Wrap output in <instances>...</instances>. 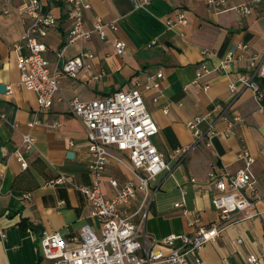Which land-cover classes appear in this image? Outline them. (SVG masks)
<instances>
[{
	"label": "crops",
	"instance_id": "obj_1",
	"mask_svg": "<svg viewBox=\"0 0 264 264\" xmlns=\"http://www.w3.org/2000/svg\"><path fill=\"white\" fill-rule=\"evenodd\" d=\"M243 2L237 0L234 5ZM42 3L44 12L58 21L41 39L47 45L45 56L51 68L86 51L94 53V58L91 68L77 79L64 76L53 107L41 109L36 93L21 84L18 67V56L26 55L27 50L17 51L16 45L22 42L31 22L20 13L24 0H0V84L7 87L6 93H0V264H47L41 258L44 233L60 232L74 247L83 227L96 225L82 193L69 185L52 184L60 175L71 176L77 185L93 181L87 130L69 102L75 98L85 102L102 99L131 89L137 79L147 83L159 72L164 74L159 88L145 92L144 97L159 127L153 142L168 169L151 183L146 232L161 242L171 235H193L201 225L221 222V213L213 204L216 190L210 184V174L245 168L246 161L241 158L244 151L255 158L251 167L259 179L255 194L264 195L260 180L264 173V111L252 90L242 91L234 100L230 92L239 75L249 73V55L264 51V0L248 16L236 11L217 14L208 0H153L143 8H136L131 0H91L92 9L85 12V28H93L100 17L107 23L116 22L118 31L108 29L106 41L97 35L76 41L65 49L61 60L59 54L72 27L70 5L66 0ZM180 12L188 20L185 25L177 22ZM170 21L175 24L169 26ZM119 41L125 45L121 53L116 49ZM239 44L249 45V51L241 53V60L225 73L212 72L196 82L202 65L214 70ZM206 50L211 51L210 57L204 56ZM97 75L101 77L97 79ZM228 107L244 119L235 133L226 135L227 123L219 122L217 130L221 134L208 145L209 121H203L198 129L205 137L192 148L196 137L188 123L196 117L214 120L217 108L221 111ZM26 134L34 138L29 151L23 147ZM19 148L29 164L26 170L15 154ZM182 148L191 150L176 156L175 151ZM112 152L121 158L129 156L116 147ZM131 178L130 172L111 160L100 177L103 193L111 198V181L124 184ZM143 197L139 192L131 203L133 210ZM253 197L255 217L240 218L206 244L199 252L205 264H248L247 258L253 254L264 264V203ZM177 203L181 207H176ZM197 215L201 223L195 225ZM180 246L177 243L174 248ZM164 252L169 253V249Z\"/></svg>",
	"mask_w": 264,
	"mask_h": 264
},
{
	"label": "built area",
	"instance_id": "obj_2",
	"mask_svg": "<svg viewBox=\"0 0 264 264\" xmlns=\"http://www.w3.org/2000/svg\"><path fill=\"white\" fill-rule=\"evenodd\" d=\"M66 1L70 5L69 17L72 27L67 42L59 54V60L63 58L65 49L78 40H88L97 35L102 41H106L108 29L118 31L116 22L107 23L100 17L95 19L93 28L87 30L85 12L92 9L91 0ZM131 1L136 8H143L151 5L153 0ZM235 1L237 0H208V6L217 14L236 11L248 16L262 2L244 0L243 3L234 5ZM20 13L23 17L31 19L22 42L16 45L17 51L23 48L27 50L26 55L18 56L21 84L36 93L41 109L49 110L58 98L60 80L64 76L77 79L83 71L89 70L94 53L82 52L52 69L45 56L47 45L41 39L47 37L50 29L58 24L56 17L44 12L42 0H24ZM177 22L183 25L188 23L183 12L179 13ZM174 24L173 21L168 22L169 26ZM116 49L120 53L124 51V43L117 42ZM247 51L248 44H239L227 52L214 70L202 65L197 70L196 82L212 72H227L236 61L243 58L241 53ZM203 54L210 57L212 53L206 50ZM248 61L249 73L239 75L237 82L230 85V92L234 100L242 91L252 90L261 110L264 111V88L261 85V82H264V51L249 55ZM163 75V72H159L147 83L137 79L131 89L117 91L102 99L85 102L75 98L69 102L72 112L81 119L87 130V147L92 156L89 169L93 181L90 185H77L71 176L60 175L52 184L69 185L82 193L90 205V218L98 221L101 226L98 228L91 224L85 225L80 241L74 247L69 246L60 232L44 233L41 241V258L47 264H205L199 256L203 247L215 241L230 224L240 218L255 217L256 201L253 196L264 203V195L258 197L255 194L259 183L251 169L255 158L248 151H244L241 158L246 161L245 168L235 173L210 174V184L216 190L213 204L221 213V222L211 226L201 225L193 235H171L161 242L146 232L150 186L168 169V165L153 142V138L159 133V127L147 108L144 93L159 88V80ZM100 77L101 75H97L96 78ZM205 89H208V86ZM229 109L230 107L219 111L217 108L214 120H209V117H196L194 121L188 123L196 137L192 148L205 137L198 129L203 121H209L206 134L209 139L208 145H211L214 136L221 134L217 130L219 122L227 123L228 127L224 132L226 135L235 133V128L243 123L244 119L231 113ZM164 112L167 114L168 109ZM22 140L23 147L29 151L34 145V138L26 134ZM71 146H74V143H71ZM113 147L127 151L128 158L115 155L112 152ZM190 150L191 148L177 149L175 155L188 154ZM15 154L22 169H28V161L20 148ZM111 160L122 165L131 173L132 178L124 184L112 180L110 184L114 194L107 198L103 193L100 177ZM260 180L264 185V173ZM193 182L196 180L193 179ZM200 191L203 189L200 188ZM249 191L253 196L247 193ZM139 192L144 193V197L133 210L131 203L138 198ZM26 198L30 199V196L27 195ZM176 207H181V203H177ZM200 223V217L197 215L194 224ZM177 243L181 246L174 248ZM164 249H169V253H165ZM260 261L261 258L254 254L247 258L248 264H260Z\"/></svg>",
	"mask_w": 264,
	"mask_h": 264
},
{
	"label": "water",
	"instance_id": "obj_3",
	"mask_svg": "<svg viewBox=\"0 0 264 264\" xmlns=\"http://www.w3.org/2000/svg\"><path fill=\"white\" fill-rule=\"evenodd\" d=\"M7 92V87L5 85L0 84V93L4 94ZM74 156L72 153L68 154V158L72 159Z\"/></svg>",
	"mask_w": 264,
	"mask_h": 264
},
{
	"label": "rangeland",
	"instance_id": "obj_4",
	"mask_svg": "<svg viewBox=\"0 0 264 264\" xmlns=\"http://www.w3.org/2000/svg\"><path fill=\"white\" fill-rule=\"evenodd\" d=\"M94 223L96 224V225H95L96 227L100 228L101 224L98 223V221H94ZM99 234H100V233H99Z\"/></svg>",
	"mask_w": 264,
	"mask_h": 264
},
{
	"label": "trees",
	"instance_id": "obj_5",
	"mask_svg": "<svg viewBox=\"0 0 264 264\" xmlns=\"http://www.w3.org/2000/svg\"><path fill=\"white\" fill-rule=\"evenodd\" d=\"M262 87L264 88V82L261 83Z\"/></svg>",
	"mask_w": 264,
	"mask_h": 264
}]
</instances>
